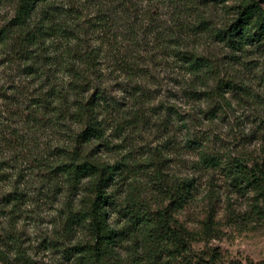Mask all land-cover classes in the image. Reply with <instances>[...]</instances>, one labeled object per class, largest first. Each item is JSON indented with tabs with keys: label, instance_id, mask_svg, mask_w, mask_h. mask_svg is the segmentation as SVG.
I'll return each mask as SVG.
<instances>
[{
	"label": "trees",
	"instance_id": "16d2710c",
	"mask_svg": "<svg viewBox=\"0 0 264 264\" xmlns=\"http://www.w3.org/2000/svg\"><path fill=\"white\" fill-rule=\"evenodd\" d=\"M9 3L12 8H3L0 15V152L22 140V132L34 138L48 131L56 137L55 147L48 150L52 159L45 163L47 173L54 186L64 184L67 193L79 195L76 210L69 214L74 225L89 235L88 242L76 246L72 264L122 262L116 258L118 236L108 223L106 211L107 190L117 169L101 155L111 150L113 135H120L130 124L117 100L126 97L143 103L142 96L148 98L145 91L149 92L145 88L155 83V70L170 69L177 93L197 107L186 116L162 104L153 111L158 116L163 114L162 123L167 127L182 131L186 151L192 155L189 169L221 173L238 191L258 188L264 182V170L256 162L247 165L245 157L211 149L207 130L202 129L204 122L208 129L231 108V99L225 96L231 94L252 111L257 122L255 132L264 136V59L254 84L234 74L221 76L217 63L186 47V20H179L181 13L173 15L175 20L166 33L156 26L159 31L153 44L132 35L122 48L101 54L100 48L81 34L79 16L72 8H63L56 0ZM123 9L131 11V18L125 19L133 34L141 29L140 16L130 6ZM212 37L233 53L228 67L234 65V53H245L249 47L264 54V12L250 4L241 6L236 18L215 30ZM113 93L121 95L115 98ZM0 165H4L3 160ZM154 175L166 205L154 212L134 204L126 206L125 213L139 239L123 264H168L185 253L186 264H191V234L175 226L172 216L191 201L193 179H179L160 170ZM5 176L0 166V180ZM6 207L0 204V264H12L3 248L12 227ZM16 257L20 264H36L24 254ZM215 259L216 253L211 252L196 263L217 264Z\"/></svg>",
	"mask_w": 264,
	"mask_h": 264
},
{
	"label": "rangeland",
	"instance_id": "374dc122",
	"mask_svg": "<svg viewBox=\"0 0 264 264\" xmlns=\"http://www.w3.org/2000/svg\"><path fill=\"white\" fill-rule=\"evenodd\" d=\"M56 3L76 11L81 34L97 45L101 54L122 48L132 35L141 42L145 39L148 45L153 44L159 31L156 26L166 33L175 20L173 15L181 13L179 20H186V47L217 63L221 76L234 74L235 78L254 84L260 74L263 52L249 47L245 53H234V65L228 67L233 53L216 42L212 33L231 23L241 6L250 4L264 12V0H186L185 3L56 0ZM127 6L134 8L142 22L141 29L133 34L129 33V21L125 19L132 16L128 15L131 11L124 12ZM0 8L12 6L9 0H0ZM153 73L155 83L145 88L149 92L145 91L148 98L142 96L143 103L128 101L124 97L126 93L123 100H117L130 124L120 135L113 133L111 150L101 155L117 169L107 190L106 211L108 223L118 236L115 254L117 260H122L118 264L124 263L134 241L139 239V233L125 213L126 206L134 204L154 212L166 205L158 193L154 175L157 170L179 179H193L191 201L172 216L175 226L191 234V264H197L199 257L206 258L211 252L216 253L217 264H264V182L258 188L238 191L221 173L192 172L189 169L192 155L186 151L182 131H173L169 125L168 128L162 123L163 114L158 116L153 111L162 104L175 107L179 114L186 116L197 107L177 93L170 69ZM113 94L115 98L121 95ZM225 96L231 99V108L209 124L208 129L207 123L202 125L207 130L208 146L223 155L245 157L247 165L256 162L264 170V136L255 132L257 122L252 111L238 96ZM20 135L22 140L14 143V148L0 152V161H4L0 166L6 174L0 180V204H7L12 226L3 248L12 264H20L18 254L28 256L36 264H72L76 246L88 242L89 235L83 227L74 225L69 214L76 210L79 195L67 193L64 184L54 186L52 176L47 173L45 163L52 159L48 150L55 147L56 137L48 131L34 138L24 132ZM8 188L11 191L5 190ZM168 264H186V253Z\"/></svg>",
	"mask_w": 264,
	"mask_h": 264
},
{
	"label": "clouds",
	"instance_id": "9594fccd",
	"mask_svg": "<svg viewBox=\"0 0 264 264\" xmlns=\"http://www.w3.org/2000/svg\"><path fill=\"white\" fill-rule=\"evenodd\" d=\"M3 12H4V9L3 8H0V15H2L3 14ZM6 191H11V189L10 188H8V189H5Z\"/></svg>",
	"mask_w": 264,
	"mask_h": 264
}]
</instances>
